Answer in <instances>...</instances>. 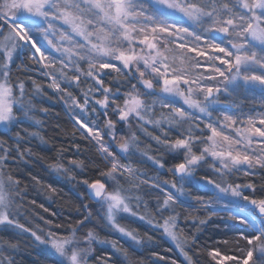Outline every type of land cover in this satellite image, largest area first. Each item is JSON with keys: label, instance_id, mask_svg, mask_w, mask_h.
<instances>
[{"label": "snow or ice", "instance_id": "6c2138e0", "mask_svg": "<svg viewBox=\"0 0 264 264\" xmlns=\"http://www.w3.org/2000/svg\"><path fill=\"white\" fill-rule=\"evenodd\" d=\"M17 59V71L38 72L61 94L81 138L105 164L97 166L98 178L79 183L98 205L95 218L115 238H100L95 228L81 234L94 218L88 204L64 234L21 223L27 185L5 169L10 158L32 155L22 143L39 133L13 130L48 109L37 107L47 93L33 76H27L31 93L24 79H12ZM246 103L252 104L247 111ZM89 113L95 118L85 120ZM117 124L129 129L120 140ZM0 126V264H17L26 248L37 256L50 252L59 257L56 264H144L136 254L154 237L126 227L121 221L129 217L162 230L186 264H199L193 256L203 226L213 217L230 221L219 238H210L211 246L203 245L208 264H264V0H0ZM138 133L154 142L148 150ZM75 148L80 151L79 144ZM148 162L156 177L141 171ZM90 163L68 161L81 172ZM205 167L217 178L207 172L197 177ZM49 169L70 172L62 159ZM165 169L171 181L159 179ZM29 176L41 185L38 176ZM241 176L249 179L236 182ZM195 184L211 186L215 195L206 200L195 194ZM182 213L194 230L189 234L181 227ZM95 245L107 247L94 255Z\"/></svg>", "mask_w": 264, "mask_h": 264}, {"label": "trees", "instance_id": "16d2710c", "mask_svg": "<svg viewBox=\"0 0 264 264\" xmlns=\"http://www.w3.org/2000/svg\"><path fill=\"white\" fill-rule=\"evenodd\" d=\"M27 51L24 53V60H27ZM15 64L21 65V60L17 59ZM30 69H39V65L32 64L28 62ZM22 66V65H21ZM12 72L19 74L20 79H24L27 82V85L31 82L27 80V76L31 75L36 79L37 83H43L42 81L46 80L44 77L38 75L35 71H28L27 73H21L17 71L15 65L13 66ZM16 74V75H17ZM115 75V74H113ZM16 79V77H14ZM107 83H113L111 77L106 81ZM45 84V82H44ZM29 86V85H28ZM85 85L82 84V87ZM86 87V86H85ZM44 91L47 95H50L52 101L42 102L37 105L38 108H47L48 112L37 111L34 115V120H39L41 123L36 124V127L31 130V132L39 133L38 139L27 136L26 140L22 143V148H31L32 155L26 156L25 160H18L10 158L7 161L8 167L5 171L10 172L12 175L21 179V184L27 185V195L24 201V208L21 209V223H25L28 226L35 228L36 225H40L45 229V231L51 230L60 234H64L69 230V225H75V222L82 218L85 214V210L82 208V204H88L89 208L93 211L94 218L91 223L86 222L87 227L81 230L86 232L88 228H95V231L98 235L104 234L102 228H100L101 222L95 218V211L93 210L95 202L86 198V188L81 183H72L69 186L67 184L68 175L60 174L59 177L56 176L55 172H52L49 169V165L54 161L61 160L70 170L72 167L68 164L70 159H84L86 162L91 161L89 167L81 172L78 168L76 170V175L78 180H82L87 177L89 179L98 178L96 174L97 166L100 168L105 167V164L102 163L99 159V154L96 152V149L92 147L87 141L83 140L80 136V132L77 131L76 126L71 121L70 117L61 107V105L55 100V97L51 91L46 89L44 86ZM74 94H79V89L72 90ZM249 95V100H251V94ZM245 111L248 108L252 107L251 103L245 104ZM257 110H259V105L257 104ZM233 113L236 111L232 110ZM94 119L95 115L90 114L87 117ZM100 123V122H99ZM20 131L21 128L16 127L13 130ZM30 132V133H31ZM23 135V133L21 132ZM7 139V137H5ZM13 143V141H12ZM75 144L80 145V151L77 152ZM62 153V156H61ZM15 156V153H13ZM9 162V163H8ZM206 171V170H205ZM199 174L203 175L205 172L203 170L198 171ZM210 176L212 173L206 171ZM29 173L36 175L41 180V185L35 184L31 180ZM72 174V173H71ZM198 174V175H199ZM213 178V176H212ZM233 179H236L235 177ZM249 178L240 177L236 179V182H244ZM256 181H259V177L253 178ZM48 185H51V188L55 189V192L48 189ZM197 195L204 196L207 199L208 193L206 191L197 190L194 192ZM35 200L36 205H32L31 201ZM43 205L44 208H47L48 211H44V208L39 207ZM178 211H182L177 209ZM191 215L193 216H205L206 213L200 211H192ZM43 216L44 220L51 221V224H45L44 220H41L40 217ZM188 216V213H182L181 217V227L184 229L185 234L193 232L190 222L185 224V217ZM130 223V222H129ZM230 223L227 220H221L216 217H213L212 220L206 226H203V232L199 234L200 245L198 246L199 252L198 255H194L193 259H198L199 264H208V257L206 252L203 251V245L208 243L211 246V237L219 236L223 233L224 225ZM60 224L62 227L56 228L55 225ZM132 229H137L139 233L144 234L145 231L149 235H153L154 243L148 244L146 247L140 248L137 252V256L144 261V264H171L172 260H176L177 264H186V261L182 259L180 254L176 252L173 246L168 243L157 231H152L145 225H142L140 222L133 221L128 225ZM219 226V227H218ZM123 243V242H122ZM127 246V244H125ZM98 251L94 255L99 254V249L104 248L101 246H95ZM197 248H194L189 254L198 251ZM108 251H111L108 249ZM155 251L161 256L166 257V260L161 261L156 257L152 256L151 253ZM29 253H32L31 255ZM17 264H56L58 261L56 257L48 253L47 255L37 256L33 248H26L24 251L19 253L16 256Z\"/></svg>", "mask_w": 264, "mask_h": 264}, {"label": "rangeland", "instance_id": "374dc122", "mask_svg": "<svg viewBox=\"0 0 264 264\" xmlns=\"http://www.w3.org/2000/svg\"><path fill=\"white\" fill-rule=\"evenodd\" d=\"M37 39H39V37H37ZM41 43L42 44H45V42L44 41H42L41 40ZM45 47H46V45H45ZM46 50H48V51H50V49H47L46 48ZM52 55L53 56H56V57H59V53H55V52H53L52 53ZM18 66H21L20 64H15V68L17 69V67ZM36 72V71H35ZM37 74H38V72H36ZM16 72H12V79L13 80H15V78L14 77H19V74H17ZM39 75V74H38ZM41 76V75H40ZM41 77H44V76H41ZM45 78V77H44ZM46 79V78H45ZM43 83H39V84H41L42 86H45V88L47 89V83H48V81H47V79L46 80H44V81H42ZM44 82H45V84H44ZM29 85V86H28ZM27 85V82H26V88H27V90L29 91V93H31V92H33L34 91V89L32 88V86H31V82L29 83ZM86 87H87V84H84ZM84 86V87H85ZM48 90L49 91H51L52 93H53V95H54V97H55V100L61 105V107L64 109V111L67 113V115L70 117V119H71V121L74 123V121H73V119L71 118V111H70V109L68 108V107H66L65 106V104H64V101L62 100V99H60V95L61 94H59V93H55L52 89H50V88H48ZM72 90H74V89H70V91H72ZM76 90H78V89H76ZM51 98V96L50 95H47L46 97H44V99H43V101L44 102H48V103H50V101H52L50 98ZM222 99H223V97H222ZM234 110V109H233ZM158 111H159V109H158ZM163 111H165V112H167V109H165V110H163ZM76 112L78 113L79 112V110L77 109L76 110ZM90 114H92V113H89V114H87V115H83V118L85 119V120H92V118H87L88 117V115L90 116ZM35 120L33 119V120H31V121H26V122H24V123H22V124H20V125H18L17 127H19V128H21V132L23 133V135H25V132H24V130L25 129H27V132L28 133H30L31 132V130L32 129H34L35 127H36V123L34 122ZM99 122L100 121H97V123L99 124ZM3 129H2V126H0V131H2ZM133 130H136L135 128H133ZM149 130L151 131L152 129H151V126H149ZM127 134H129V129L126 127V126H123L122 124H117V140H120L121 139V137L122 136H125V135H127ZM140 136H141V141H142V150H148L147 148H146V145L147 144H149V143H154V142H151L149 139H148V137L147 136H145V135H143L142 133H138ZM33 137V136H32ZM27 138V137H26ZM34 138H36L37 140H39L38 139V136H35ZM106 139H107V137H106ZM9 143L11 144L12 143V141L10 140L9 141ZM113 148H115V144H113ZM151 154V153H150ZM9 163V162H8ZM70 167H72V166H70ZM140 167V169H141V171H143V172H147L148 173V175L149 176H152V177H156L157 176V173H156V171L154 170V168L151 166V163L150 162H148V163H146V164H143V165H140L139 166ZM200 170H203L204 172H206V171H208L209 173H212L209 169H207V167H205L204 169H198L197 170V177H199L201 174H199V172L198 171H200ZM206 170V171H205ZM72 173V174H71ZM77 173H76V170H74V168L72 167V169L70 170V172H69V175H68V178H66L67 179V184L69 183V186H71L72 185V183H76V182H78L79 183V181H81V180H78V178H77V176H75ZM199 174V175H198ZM58 175H60V174H58V173H56V176L57 177H59ZM71 176H75L76 177V179L75 180H73V179H71L70 177ZM212 176H213V178L214 179H216L217 177H216V175L214 174V173H212ZM174 177L172 176V174L170 173V172H167V170L165 169V170H161L160 171V174H159V179L160 180H169V181H171L172 179H173ZM188 188H189V186H187L186 185V190H188ZM190 190L192 191V192H195V191H197V190H202V191H206L207 193H208V198L206 199V200H208L210 197H212V196H214L215 195V190L211 187V186H208L207 188H204V187H201V185H199V184H195V185H192V186H190ZM174 191V190H173ZM231 197H227V199H230ZM145 199H148L147 197H145ZM154 204H155V200L153 199V200H150L149 201V210L150 211H152V212H154L155 211V209H154ZM97 208H98V205H96V203L94 204V207H93V210L96 212L97 211ZM139 211L143 214L144 213V208L143 207H141L140 209H139ZM133 221H136V222H140L142 225H145L146 227H148L149 229H150V227L148 226V225H146L144 222H142V221H139L137 218H135V217H129L127 220H125V221H121L126 227H129L128 225L130 224V223H132ZM130 222V223H129ZM100 228H102L103 229V231H104V234H102V235H100L99 237L100 238H104V237H106V236H110V238H115V234H112V235H110L109 234V231H108V229H105V228H103V226H102V223L100 224V226H99ZM130 228V227H129ZM152 230V229H151ZM152 231H157V232H159V234L168 242V243H170L172 246H173V248L176 250V252H178L179 254H180V252H179V250L178 249H176V247H175V244L167 237V236H164V235H162L161 233H162V230H152ZM141 235H142V233H140ZM124 241V238H121V242H123ZM95 246H101V247H107V246H103V245H95ZM109 250H111V248L109 247L108 248ZM50 253V252H49ZM51 254V253H50ZM53 255V254H52ZM54 257H56L55 255H53ZM180 256L182 257V259H184V257L180 254ZM56 259L57 260H59V257H56ZM89 260H90V262H91V257H89Z\"/></svg>", "mask_w": 264, "mask_h": 264}, {"label": "water", "instance_id": "95a60500", "mask_svg": "<svg viewBox=\"0 0 264 264\" xmlns=\"http://www.w3.org/2000/svg\"><path fill=\"white\" fill-rule=\"evenodd\" d=\"M92 201V200H91ZM94 202V201H93Z\"/></svg>", "mask_w": 264, "mask_h": 264}]
</instances>
